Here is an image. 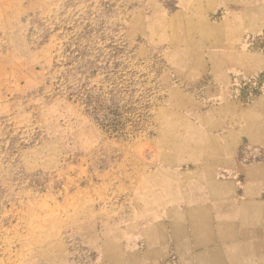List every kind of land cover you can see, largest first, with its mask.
I'll use <instances>...</instances> for the list:
<instances>
[{"label": "rangeland", "instance_id": "rangeland-1", "mask_svg": "<svg viewBox=\"0 0 264 264\" xmlns=\"http://www.w3.org/2000/svg\"><path fill=\"white\" fill-rule=\"evenodd\" d=\"M20 3L0 0V264H129L185 111L164 57L175 6Z\"/></svg>", "mask_w": 264, "mask_h": 264}, {"label": "crops", "instance_id": "crops-1", "mask_svg": "<svg viewBox=\"0 0 264 264\" xmlns=\"http://www.w3.org/2000/svg\"><path fill=\"white\" fill-rule=\"evenodd\" d=\"M168 4L164 57L177 71L173 106L185 111L126 262L264 264V50L252 46L264 41V0ZM255 77L252 98L245 84Z\"/></svg>", "mask_w": 264, "mask_h": 264}]
</instances>
